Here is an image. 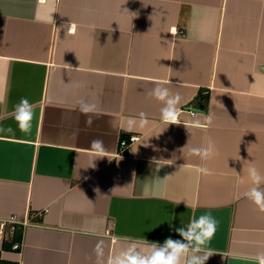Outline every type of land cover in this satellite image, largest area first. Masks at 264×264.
<instances>
[{"label":"crops","instance_id":"0c3cea01","mask_svg":"<svg viewBox=\"0 0 264 264\" xmlns=\"http://www.w3.org/2000/svg\"><path fill=\"white\" fill-rule=\"evenodd\" d=\"M157 83L182 97L175 124ZM0 98L14 129L0 133V219H27L0 234V264H107L207 212L219 224L206 264H258L264 212L243 193L250 165L264 174V0H0ZM22 98L28 134L11 115ZM140 113L149 126L125 131ZM210 140L213 159L191 155Z\"/></svg>","mask_w":264,"mask_h":264},{"label":"clouds","instance_id":"9594fccd","mask_svg":"<svg viewBox=\"0 0 264 264\" xmlns=\"http://www.w3.org/2000/svg\"><path fill=\"white\" fill-rule=\"evenodd\" d=\"M50 19L53 18L50 17ZM149 94L162 105L160 108L161 119L167 125L175 124L179 116L181 95L173 93L168 86L160 83H157ZM0 102H2V98H0ZM79 108L82 113L87 115L95 111L96 105L87 100H80ZM34 109L35 105L30 103L27 98H22L14 106L11 115L22 133L28 134L31 132L32 120L35 115ZM195 114L197 119L194 123L199 126L201 123L199 117L205 115ZM139 115L141 118L138 121L135 119L126 121L125 131L131 132L149 126L146 114L140 113ZM205 117L207 123L211 125L213 122L212 116ZM86 124L88 126L92 124L91 117L86 120ZM5 132L14 134V129L11 126L7 128L0 126V133ZM90 150L100 158L105 157L106 148L103 140H92ZM190 152L191 155L197 156L203 161H208L214 158L217 149L214 142L210 140L206 147H194ZM198 171L209 174V169L206 167H201ZM247 176L251 182V187L243 193V196L251 201L260 212H264V174L255 165H250L247 168ZM179 202L177 201V203ZM218 224L219 221L211 212L201 214L198 218L193 217L186 226L174 229L181 239L168 237L162 244L145 241L147 252L142 250L137 241H130L125 249L110 257L107 264H206L208 259L216 254L209 245L217 231ZM94 251L98 259L103 258V241L97 243ZM253 258L258 261V264H264V252L257 253Z\"/></svg>","mask_w":264,"mask_h":264},{"label":"built area","instance_id":"2783aa9c","mask_svg":"<svg viewBox=\"0 0 264 264\" xmlns=\"http://www.w3.org/2000/svg\"><path fill=\"white\" fill-rule=\"evenodd\" d=\"M185 32L184 29H180V30H173L174 34H178L181 33L183 34ZM191 113H193L194 111L190 110ZM136 139V136H131L130 138H121L120 139V152H125L130 143L132 141H134ZM17 223H22V224H27V219H21L16 215H12L6 218H2L0 219V234L5 236V235H9L12 236L14 234L15 228H16V224ZM20 243L15 242L13 243V248H19L20 247Z\"/></svg>","mask_w":264,"mask_h":264}]
</instances>
